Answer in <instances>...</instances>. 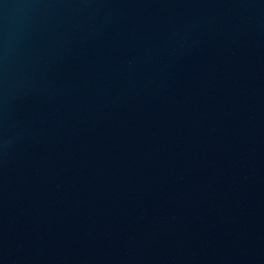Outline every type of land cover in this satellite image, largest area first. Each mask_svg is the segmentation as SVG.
I'll return each instance as SVG.
<instances>
[{
  "label": "water",
  "instance_id": "water-1",
  "mask_svg": "<svg viewBox=\"0 0 264 264\" xmlns=\"http://www.w3.org/2000/svg\"><path fill=\"white\" fill-rule=\"evenodd\" d=\"M0 264H264V0H0Z\"/></svg>",
  "mask_w": 264,
  "mask_h": 264
}]
</instances>
